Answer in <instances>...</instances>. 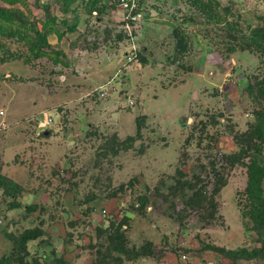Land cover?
Masks as SVG:
<instances>
[{
    "label": "rangeland",
    "instance_id": "374dc122",
    "mask_svg": "<svg viewBox=\"0 0 264 264\" xmlns=\"http://www.w3.org/2000/svg\"><path fill=\"white\" fill-rule=\"evenodd\" d=\"M64 1L0 10L43 32L47 9L71 22ZM192 1L138 0L156 13L128 64L117 0L78 8L64 43L47 35V56L0 35V174L23 189L13 200L0 188V259L17 256L6 233L39 228L22 264H264L243 194L264 108V0Z\"/></svg>",
    "mask_w": 264,
    "mask_h": 264
},
{
    "label": "trees",
    "instance_id": "16d2710c",
    "mask_svg": "<svg viewBox=\"0 0 264 264\" xmlns=\"http://www.w3.org/2000/svg\"><path fill=\"white\" fill-rule=\"evenodd\" d=\"M75 1L76 0H65L62 3V7H60V13L62 15H66L68 12L72 13V20L70 23L65 17L58 21L57 17L50 14L46 7L45 9H47V15L45 19L46 22L42 25L44 28L43 32L39 31L35 24L32 25L29 23L31 24L30 26H32L30 28L27 26L28 22L25 19H16L13 13L0 10V35L24 42L27 50L31 52L35 58L50 55L53 51L47 41V35L53 33L57 36L58 40H61V37L66 33L74 32L77 24L79 23L77 9L83 8L86 13H91L93 9H96L95 6L98 4L99 0H81V2L84 3V5H81L84 7H69ZM196 2L197 1L194 0L192 1V3ZM199 9L206 13L208 7H199ZM58 23L61 27H63V30L58 28ZM259 36L261 43L264 45V28ZM54 53L61 54L58 50L54 51ZM250 129L252 130V137L255 141L256 150L255 153L249 157L248 163H246L247 180L243 189V194L246 197L245 207L251 222L250 229L255 231L257 235L261 237L264 244V163L259 158L261 145L264 144V108L256 109L253 112V124ZM0 188L5 195L9 196L13 200L18 194L23 193L21 185L11 178L4 177L1 174ZM214 190H218V188H215L212 191ZM138 199L140 207L143 208L147 204V197L141 196ZM12 205L13 207H19L20 202H14ZM24 208L26 212H31L35 207L34 205L26 204ZM123 222H126L125 218L115 226V231L117 233H119ZM40 233L41 230L39 228L25 229L18 237L6 233V236L10 239V241L17 244V256L13 260L2 257L0 259V264H22L20 252H24L26 250L27 241L36 239ZM133 254L139 256L142 252H135ZM230 254H234L236 257H239L242 254H246L248 257H254L257 255V251L255 249L248 251H246V249H240L237 252L232 251Z\"/></svg>",
    "mask_w": 264,
    "mask_h": 264
},
{
    "label": "built area",
    "instance_id": "2783aa9c",
    "mask_svg": "<svg viewBox=\"0 0 264 264\" xmlns=\"http://www.w3.org/2000/svg\"><path fill=\"white\" fill-rule=\"evenodd\" d=\"M122 14L119 19V26L123 30L129 49L124 54L125 63H129L137 58V47L134 43V34L140 23L143 22L144 13L140 9L138 0H117ZM124 63V64H125ZM127 66H124L126 68ZM102 89H100L101 91ZM104 93H102L103 95Z\"/></svg>",
    "mask_w": 264,
    "mask_h": 264
},
{
    "label": "water",
    "instance_id": "95a60500",
    "mask_svg": "<svg viewBox=\"0 0 264 264\" xmlns=\"http://www.w3.org/2000/svg\"><path fill=\"white\" fill-rule=\"evenodd\" d=\"M156 13V11H154V10H150V11H146V15H153V14H155ZM196 95V93H195V91L193 92V97ZM187 120H189V119H187ZM49 134V132H44V136H46V135H48ZM140 142V140H137V141H135V143H134V145H136L137 143H139ZM144 151V149H142L141 150V152H143ZM66 215V214H65Z\"/></svg>",
    "mask_w": 264,
    "mask_h": 264
},
{
    "label": "crops",
    "instance_id": "0c3cea01",
    "mask_svg": "<svg viewBox=\"0 0 264 264\" xmlns=\"http://www.w3.org/2000/svg\"><path fill=\"white\" fill-rule=\"evenodd\" d=\"M54 38L57 39V41H58V38L56 37V35L54 36ZM62 40H63V39H62ZM62 40H61V41H62ZM64 40H65V39H64ZM62 43H64V41H62Z\"/></svg>",
    "mask_w": 264,
    "mask_h": 264
},
{
    "label": "clouds",
    "instance_id": "9594fccd",
    "mask_svg": "<svg viewBox=\"0 0 264 264\" xmlns=\"http://www.w3.org/2000/svg\"><path fill=\"white\" fill-rule=\"evenodd\" d=\"M143 13H144V15H146V14H145V13H146V11H145V12L143 11ZM146 16H147V15H146Z\"/></svg>",
    "mask_w": 264,
    "mask_h": 264
}]
</instances>
